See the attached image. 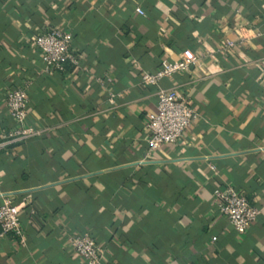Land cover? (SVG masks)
I'll return each mask as SVG.
<instances>
[{
    "label": "crops",
    "instance_id": "crops-1",
    "mask_svg": "<svg viewBox=\"0 0 264 264\" xmlns=\"http://www.w3.org/2000/svg\"><path fill=\"white\" fill-rule=\"evenodd\" d=\"M49 27L76 65L43 70L33 40ZM183 49L208 55L159 85L197 117L148 151L156 88L139 76ZM25 82L38 134L0 148L22 231L0 236V264H85L66 242L82 232L102 264H264V0H0V133L4 93ZM224 186L260 208L241 233L212 201Z\"/></svg>",
    "mask_w": 264,
    "mask_h": 264
},
{
    "label": "built area",
    "instance_id": "built-area-1",
    "mask_svg": "<svg viewBox=\"0 0 264 264\" xmlns=\"http://www.w3.org/2000/svg\"><path fill=\"white\" fill-rule=\"evenodd\" d=\"M135 12L143 14L140 8H135ZM33 42L45 72L61 71L65 61L73 65L78 63L76 56L70 52L71 34L67 31L49 27L38 33ZM232 45V41L226 40L223 48L228 49ZM207 55L206 52L193 53L190 49H183L177 58L163 59L155 70L141 72L139 84L156 88L155 109L147 113L145 123L148 131V151L156 149L161 144L175 143L197 117V113L185 99L179 97L174 89L161 87L160 80L184 70L189 65L200 64ZM26 85L27 82L22 86L9 88L4 93V105L14 127L11 131L0 133V148L7 143L38 134L37 129L24 123L28 108ZM211 198L218 213L238 233L243 232L260 213V208L249 203L242 193L231 186L214 188ZM6 233L22 236L18 207L3 199L0 202V236ZM66 242L69 249L85 264H102L100 261L102 250L88 233L69 234L66 236Z\"/></svg>",
    "mask_w": 264,
    "mask_h": 264
}]
</instances>
